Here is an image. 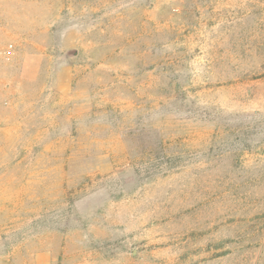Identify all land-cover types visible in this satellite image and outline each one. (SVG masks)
Wrapping results in <instances>:
<instances>
[{
  "label": "rangeland",
  "instance_id": "obj_1",
  "mask_svg": "<svg viewBox=\"0 0 264 264\" xmlns=\"http://www.w3.org/2000/svg\"><path fill=\"white\" fill-rule=\"evenodd\" d=\"M46 249L264 264V0H0V264Z\"/></svg>",
  "mask_w": 264,
  "mask_h": 264
},
{
  "label": "crops",
  "instance_id": "obj_2",
  "mask_svg": "<svg viewBox=\"0 0 264 264\" xmlns=\"http://www.w3.org/2000/svg\"><path fill=\"white\" fill-rule=\"evenodd\" d=\"M67 243H70L69 241ZM65 256L72 255L71 252L67 251V248L64 252ZM55 254L51 250H44L39 253L38 263L37 264H51L50 262L55 259Z\"/></svg>",
  "mask_w": 264,
  "mask_h": 264
}]
</instances>
